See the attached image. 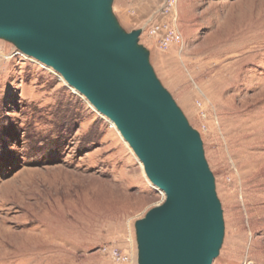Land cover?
<instances>
[{"label": "rangeland", "instance_id": "374dc122", "mask_svg": "<svg viewBox=\"0 0 264 264\" xmlns=\"http://www.w3.org/2000/svg\"><path fill=\"white\" fill-rule=\"evenodd\" d=\"M104 12L137 32L199 137L221 212L212 264H264V0H105ZM21 54L0 35V264H139L137 222L164 193L115 126Z\"/></svg>", "mask_w": 264, "mask_h": 264}, {"label": "water", "instance_id": "95a60500", "mask_svg": "<svg viewBox=\"0 0 264 264\" xmlns=\"http://www.w3.org/2000/svg\"><path fill=\"white\" fill-rule=\"evenodd\" d=\"M105 0H0V35L55 69L107 115L143 163L162 203L137 222L139 264H212L221 212L198 135L136 49L116 32Z\"/></svg>", "mask_w": 264, "mask_h": 264}, {"label": "bare ground", "instance_id": "6f19581e", "mask_svg": "<svg viewBox=\"0 0 264 264\" xmlns=\"http://www.w3.org/2000/svg\"><path fill=\"white\" fill-rule=\"evenodd\" d=\"M245 46V45H244ZM22 56H23V58L24 59H27V60H32V61H35V60H37V59H35L33 56H30V55H24V53L23 54H21ZM38 61V60H37ZM41 63V62H40ZM48 67V66H47ZM50 67V66H49ZM48 67V68H49ZM222 68V67H221ZM223 69V68H222ZM226 69V68H225ZM51 72H53V73H55V72H57L55 69H53L52 67L49 69ZM223 71V70H222ZM221 72V71H220ZM223 74H225V72H223ZM61 76V75H60ZM63 78V77H62ZM64 79V78H63ZM65 80V79H64ZM66 81V80H65ZM67 82V81H66ZM68 83V82H67ZM69 84V83H68ZM69 86H71V87H73L77 92H79L81 95H83L80 91H78L74 86H72L71 84H69ZM84 96V95H83ZM85 97V96H84ZM86 98V97H85ZM86 101H87V103L89 104V105H92L94 108H95V110H97L96 109V107L92 104V102L88 99V98H86ZM101 115H100V117L103 119V121H105V122H108V123H110L111 125H113V126H115L116 127V129H117V131L120 133V135L122 136V134H121V132L119 131V129L117 128V126L115 125V123L107 116V115H105V114H103L102 112H100L99 110H97ZM242 126V125H241ZM240 134V133H239ZM239 134H237V135H239ZM123 137V136H122ZM254 138V137H253ZM123 139H124V137H123ZM125 140V142H124V144L128 147V146H130V144H129V142L126 140V139H124ZM130 148H131V146H130ZM132 149V148H131ZM133 151V150H132ZM135 154V153H134ZM138 158V157H137ZM139 160V159H138ZM139 162H140V164H141V166H142V168H143V171H144V173H145V175H146V177L148 178V176H147V174H146V172H145V169H144V166H143V163L139 160ZM148 180H149V178H148ZM150 181V180H149ZM151 182V181H150ZM152 183V182H151ZM153 185V184H152ZM155 186V185H154ZM157 189H159L157 186H155ZM162 193H164V191L163 190H161V189H159ZM164 198H165V193H164ZM30 215V214H29ZM34 216H35V214H34ZM33 217V216H32ZM32 222H33V220H32ZM32 222H30V223H32ZM37 223V222H36ZM35 223V224H36ZM33 224V223H32ZM43 225V224H42ZM23 226H25V225H23ZM38 227V226H37ZM24 228V227H23ZM35 230H36V228H35ZM39 235V234H38ZM46 236V235H45ZM47 237V236H46ZM51 237V236H50ZM49 239V238H48ZM55 242V241H54ZM53 244V243H52ZM1 245V244H0Z\"/></svg>", "mask_w": 264, "mask_h": 264}, {"label": "built area", "instance_id": "2783aa9c", "mask_svg": "<svg viewBox=\"0 0 264 264\" xmlns=\"http://www.w3.org/2000/svg\"><path fill=\"white\" fill-rule=\"evenodd\" d=\"M159 27L158 26H155V28H153V32H155ZM166 36V35H165ZM168 39H169V36L165 37V38H162L161 41L164 43V44H167L168 43Z\"/></svg>", "mask_w": 264, "mask_h": 264}]
</instances>
